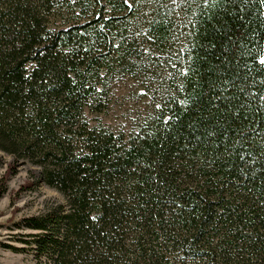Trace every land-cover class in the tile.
<instances>
[{
    "label": "trees",
    "instance_id": "trees-1",
    "mask_svg": "<svg viewBox=\"0 0 264 264\" xmlns=\"http://www.w3.org/2000/svg\"><path fill=\"white\" fill-rule=\"evenodd\" d=\"M262 13L0 0V152L64 197L2 247L35 264H264ZM123 79L148 101L125 129L106 120Z\"/></svg>",
    "mask_w": 264,
    "mask_h": 264
},
{
    "label": "rangeland",
    "instance_id": "rangeland-1",
    "mask_svg": "<svg viewBox=\"0 0 264 264\" xmlns=\"http://www.w3.org/2000/svg\"><path fill=\"white\" fill-rule=\"evenodd\" d=\"M122 81L106 120L114 127L125 129L131 127L132 121L144 108L143 102L148 101L142 97V89L137 88L134 82ZM12 161V156L0 152V264H35L31 253H15L2 245L24 246L19 241L22 231L14 228V222L38 213L47 202H63L64 197L43 183L31 186L38 176L37 166L19 161L12 172L8 170Z\"/></svg>",
    "mask_w": 264,
    "mask_h": 264
},
{
    "label": "snow or ice",
    "instance_id": "snow-or-ice-1",
    "mask_svg": "<svg viewBox=\"0 0 264 264\" xmlns=\"http://www.w3.org/2000/svg\"><path fill=\"white\" fill-rule=\"evenodd\" d=\"M222 2V0H202V5L204 6H209V7H217L220 5V3ZM224 2H227V0H224ZM244 3H247L248 0H243ZM259 2L261 4H264V0H259ZM262 15H264V13H262ZM258 60L261 64H264V55H260L258 57ZM264 98V97H262ZM159 107V105H158Z\"/></svg>",
    "mask_w": 264,
    "mask_h": 264
}]
</instances>
